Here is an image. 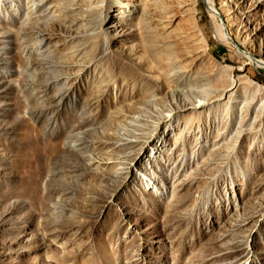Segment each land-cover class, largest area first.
I'll use <instances>...</instances> for the list:
<instances>
[{
	"label": "rangeland",
	"instance_id": "1",
	"mask_svg": "<svg viewBox=\"0 0 264 264\" xmlns=\"http://www.w3.org/2000/svg\"><path fill=\"white\" fill-rule=\"evenodd\" d=\"M123 1L0 0V264H264V0Z\"/></svg>",
	"mask_w": 264,
	"mask_h": 264
},
{
	"label": "bare ground",
	"instance_id": "2",
	"mask_svg": "<svg viewBox=\"0 0 264 264\" xmlns=\"http://www.w3.org/2000/svg\"><path fill=\"white\" fill-rule=\"evenodd\" d=\"M109 1V4L110 6L108 7V9H112L111 7H118L119 10H124L123 13H127L129 11H131L130 7L128 4H126L123 0H108ZM149 0H143V3H142V9L140 11H138V13H136V17L140 20L141 18H144V16H146V9H147V4H148ZM192 2H195V0H192ZM207 4H208V7L210 9V12L212 13L213 17L215 18L216 16H218L213 10L215 9V6H214V2L213 0H206ZM179 7H181L179 5ZM192 20L194 21V27H195V30L197 28V24L198 22L196 21V5L195 3H193V12H192V16H191ZM217 18V17H216ZM143 21V19H141ZM197 32V31H195ZM199 32V30H198ZM198 35V33H196ZM218 36L221 37L225 42H230V43H234V41L232 40V38L229 36L228 32L226 31V28L224 26V24L221 22L220 24H218ZM245 58H247V62L250 64L254 61V56L252 54H248V53H245L243 55ZM146 60V61H145ZM158 63V62H156ZM159 64V63H158ZM258 64V63H257ZM261 64V63H260ZM140 67L139 68H144V67H147L148 69L150 68V70H154L157 68L156 65H152L150 63V60L146 57L139 65ZM159 66V65H158ZM159 68V67H158ZM124 70H122L125 75L129 74L127 73V70L125 68H123ZM138 79H146L148 85H151V83H153V79L151 78H148L147 76H144V75H141V74H138ZM129 77V75L127 76ZM136 81L134 80L133 82L137 83V80ZM129 82V81H127ZM135 96L136 93H135ZM102 106L100 105L98 107V110L99 112L102 111ZM96 180V179H95Z\"/></svg>",
	"mask_w": 264,
	"mask_h": 264
}]
</instances>
